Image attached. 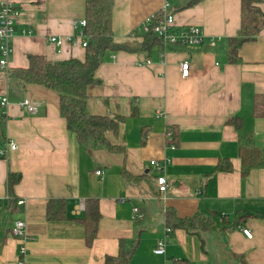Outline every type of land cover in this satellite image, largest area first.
<instances>
[{"label":"crops","instance_id":"1","mask_svg":"<svg viewBox=\"0 0 264 264\" xmlns=\"http://www.w3.org/2000/svg\"><path fill=\"white\" fill-rule=\"evenodd\" d=\"M9 1L19 16L8 71L25 68L28 55L84 58L77 39L60 47L49 42L74 35L73 22L84 18V0ZM189 1L113 0L112 44L124 49L105 52L95 82L86 88V106L91 115L120 117L118 131L105 137L124 151L77 143L59 114L55 92L23 85L0 71V98L9 102L0 107V147L16 145L0 158V264H103L118 254L121 241L129 247L135 242L129 264H264V25L230 63L228 39L239 31L240 0H201L184 7ZM165 5L173 9L175 29L197 26L205 37L199 46L170 45L149 57L138 28ZM259 7L264 13V0ZM184 60L187 78L178 69ZM24 99L38 103L36 113L19 107ZM230 117L240 118V131L225 124ZM247 145L259 149L261 162L242 177L238 150ZM221 159L230 161V170H213ZM152 160L162 166L164 192L157 191ZM124 170L140 178L126 179ZM9 171L20 174L11 198ZM89 199L97 201L99 211L91 242L76 220ZM49 200L65 202V219H46ZM167 208L178 218L197 213L211 218L215 229L174 230L166 236L164 253L154 254L157 240L165 237ZM16 220L24 222V242L12 235Z\"/></svg>","mask_w":264,"mask_h":264},{"label":"trees","instance_id":"2","mask_svg":"<svg viewBox=\"0 0 264 264\" xmlns=\"http://www.w3.org/2000/svg\"><path fill=\"white\" fill-rule=\"evenodd\" d=\"M201 0H190L184 7L196 5ZM262 0H240L239 31L236 37L228 39V61L237 60V51L242 43L253 41L264 25V13L259 7ZM113 0H84V19L86 26L83 29L86 46L82 60L69 58L62 61H50L41 55H28V65L25 68H16L8 71L11 78H16L23 85H38L55 92L58 96L59 114L64 119L68 131L75 135L77 143L91 142L102 145L109 151H124L123 147L112 146L105 134L118 131L120 117L91 115L86 106V88L95 82V71L103 61L108 50H119L124 47L112 44L111 11ZM141 49L151 57L152 54H162L168 46H164L152 30L142 33ZM256 108V106H255ZM132 108V115H135ZM225 124L232 126L236 131L242 128L238 117H230ZM3 122L0 121V130ZM145 130L141 131L140 144L145 142ZM173 140V136H172ZM241 164L240 175L244 177L251 168L261 162V153L258 148L241 146L238 150ZM230 161L221 159L213 169L214 171L230 170ZM126 179L137 180L140 177H131L123 171ZM20 174L9 171L7 173L6 190L9 198L13 195V187L19 182ZM65 202L63 200H49L46 205V219L51 221L65 219ZM83 226L85 238L91 242L96 237L99 211L95 199L85 201L81 218L76 219ZM165 225L170 229L199 233L215 229L211 218H205L198 213L186 218H178L172 208L164 213ZM169 232V233H170ZM168 233V234H169ZM135 242L130 247L121 241L118 254L107 256L103 264H129L134 251ZM175 264H188L186 260H179Z\"/></svg>","mask_w":264,"mask_h":264},{"label":"built area","instance_id":"3","mask_svg":"<svg viewBox=\"0 0 264 264\" xmlns=\"http://www.w3.org/2000/svg\"><path fill=\"white\" fill-rule=\"evenodd\" d=\"M19 16L18 7L9 0H4L0 3V71L7 73L8 69L6 67L7 57L11 52V38L13 36L14 30L13 26L16 21V18ZM86 26L85 19H80L73 22V28L75 30L74 35L68 38L63 37H50L49 42L55 44L57 47H60L65 41L69 43L76 42V39L80 41L83 47L86 46V42L84 39L83 29ZM149 30L161 39L162 44L166 46L170 45H183L186 47H196L199 46L205 37L203 29L197 26L187 25L181 26L179 29H175L174 23V12L173 9L168 7V5L163 6V8L153 14L151 17H148L144 20L138 31L142 33H147ZM113 58V57H112ZM149 64L147 60L145 62ZM180 76L182 78H187L189 74V63L187 60L181 62L178 66ZM9 105V102L6 97L2 96L0 98V107H6ZM19 107L22 108L25 112L29 114H34L37 111L38 103L31 101L29 99H24L18 103ZM169 131V130H168ZM172 134L168 132L166 134L167 141L169 143V147L173 148ZM16 145L13 142H6L3 146L0 147V158L6 159L7 154L10 151L15 150ZM150 164L155 168L157 172V176L155 177V184L158 192H164L166 189V179L161 174L162 166L159 165L158 162L152 160ZM100 170H96L95 174L100 175ZM18 204H22L23 201L19 200ZM137 209L134 208L133 211ZM24 222L22 220H16L11 229L12 235L22 242L26 239ZM165 237L157 240L155 247L152 252L154 254H163L164 253V245L167 234L170 232L169 228L164 229ZM243 234L246 238H251L252 234L249 230L243 229ZM25 248L22 245L20 247V254H25ZM19 264H22L20 262Z\"/></svg>","mask_w":264,"mask_h":264}]
</instances>
